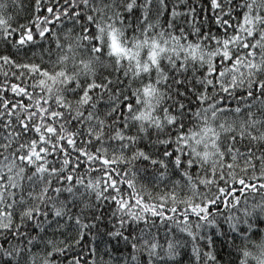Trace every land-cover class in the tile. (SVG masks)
<instances>
[{
    "label": "snow or ice",
    "instance_id": "1",
    "mask_svg": "<svg viewBox=\"0 0 264 264\" xmlns=\"http://www.w3.org/2000/svg\"><path fill=\"white\" fill-rule=\"evenodd\" d=\"M0 264H264V0H0Z\"/></svg>",
    "mask_w": 264,
    "mask_h": 264
}]
</instances>
